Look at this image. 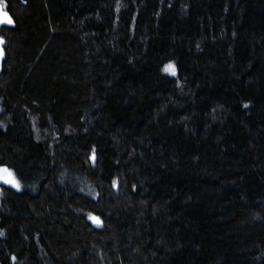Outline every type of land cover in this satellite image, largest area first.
Wrapping results in <instances>:
<instances>
[{"label":"trees","instance_id":"obj_1","mask_svg":"<svg viewBox=\"0 0 264 264\" xmlns=\"http://www.w3.org/2000/svg\"><path fill=\"white\" fill-rule=\"evenodd\" d=\"M0 3V264H264V0Z\"/></svg>","mask_w":264,"mask_h":264},{"label":"snow or ice","instance_id":"obj_2","mask_svg":"<svg viewBox=\"0 0 264 264\" xmlns=\"http://www.w3.org/2000/svg\"><path fill=\"white\" fill-rule=\"evenodd\" d=\"M12 23V20L7 16V13H3L2 9H0V23ZM0 43H2V41H0ZM3 55V52L0 51V56ZM167 71L171 72L172 74H175V67L172 65H169L166 69ZM0 172L2 173H6L7 177H10L11 179H5V182H11L13 183L16 187H19V184L15 181V178L13 177L12 173L8 170V169H0ZM0 179H4V177H0ZM96 219V222L99 223L98 218H94Z\"/></svg>","mask_w":264,"mask_h":264},{"label":"water","instance_id":"obj_3","mask_svg":"<svg viewBox=\"0 0 264 264\" xmlns=\"http://www.w3.org/2000/svg\"><path fill=\"white\" fill-rule=\"evenodd\" d=\"M0 9H2L3 13H7V16L12 20V23L9 24V23H0V41H2V43H0V51L3 52V55L0 56V72L2 70V64L5 60V56H6V50H5V44H6V41L1 37V33H2V28L3 27H14L15 26V20L14 18L12 17V15L4 9L3 5L0 3ZM0 182H2V179H0Z\"/></svg>","mask_w":264,"mask_h":264},{"label":"rangeland","instance_id":"obj_4","mask_svg":"<svg viewBox=\"0 0 264 264\" xmlns=\"http://www.w3.org/2000/svg\"><path fill=\"white\" fill-rule=\"evenodd\" d=\"M1 169H7L6 167H2ZM13 175V174H12ZM0 177H4V179H2V182H0V184H6V185H9V186H12L13 188H16V189H20V184H19V182L17 181V179L14 177V175H13V177L15 178V181L19 184V187H16L13 183H11V182H5V179H8V180H10L11 178L10 177H7V174L6 173H2V172H0Z\"/></svg>","mask_w":264,"mask_h":264}]
</instances>
